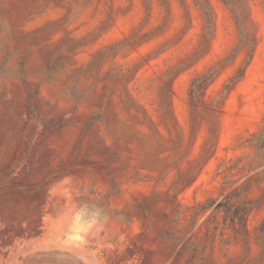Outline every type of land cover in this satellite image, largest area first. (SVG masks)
Masks as SVG:
<instances>
[{"label":"rangeland","instance_id":"374dc122","mask_svg":"<svg viewBox=\"0 0 264 264\" xmlns=\"http://www.w3.org/2000/svg\"><path fill=\"white\" fill-rule=\"evenodd\" d=\"M0 264H264V0H0Z\"/></svg>","mask_w":264,"mask_h":264}]
</instances>
